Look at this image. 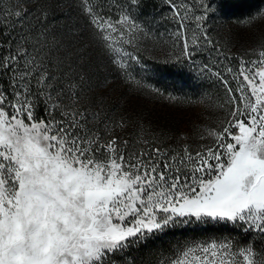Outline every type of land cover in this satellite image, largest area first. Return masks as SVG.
Here are the masks:
<instances>
[{"label":"snow or ice","instance_id":"obj_1","mask_svg":"<svg viewBox=\"0 0 264 264\" xmlns=\"http://www.w3.org/2000/svg\"><path fill=\"white\" fill-rule=\"evenodd\" d=\"M162 2L160 21L140 19L144 0L0 6V264H137L176 233L149 264H264V8L239 20L260 32L232 55V36L213 35L222 0ZM148 41L214 92L148 83ZM98 53L129 90L192 111L190 126L107 106Z\"/></svg>","mask_w":264,"mask_h":264},{"label":"trees","instance_id":"obj_2","mask_svg":"<svg viewBox=\"0 0 264 264\" xmlns=\"http://www.w3.org/2000/svg\"><path fill=\"white\" fill-rule=\"evenodd\" d=\"M162 0H144L142 5V14L140 19H152L155 17L157 21L161 20V17L166 14L170 15V13H165L168 9L162 4V7H158L156 2L161 3ZM163 3V2H162ZM10 4V0H0V6L8 7ZM264 8V0H222V8L220 10V14L218 16H214L211 20V23L215 29L213 35L226 36L231 35L232 40H237L236 44L231 42V52L232 55H238L244 52L245 46L244 44L249 41L250 38H256L259 36V26L256 29H253L254 35L250 36L241 26H239V20L244 19L251 14L257 12L259 9ZM115 18V17H114ZM154 29L157 31H163L166 27L171 28V22L164 20L158 24L154 23ZM244 33V34H241ZM254 39L253 41H255ZM147 61V67L150 69V79H148V83H152L157 87H160L162 90H166V92H172L178 96L189 95L193 98L197 97V94L202 91L214 92V89L208 88L207 83L201 84L200 81L195 80L192 75L189 73L187 66L181 68L179 65L168 64L164 65L159 62V60L163 59V55L161 50L158 47H154L151 41L146 42L145 50L141 53ZM202 62H204L202 60ZM106 61L103 59L102 54H97V64L99 71V79L102 81L104 76H107L108 82L110 78H118L119 81L121 79L115 73H112L109 68L106 67ZM233 63L234 67H238L239 64L237 60ZM97 69H94L96 71ZM144 75V73L142 74ZM148 77V76H147ZM96 81H93L95 85ZM122 87L114 92L113 90L106 89L105 101L107 106L117 105L118 110L127 111L129 113H141L144 118L147 120L148 117L153 115V110L155 111V107H149L148 104L142 102V99L145 97L140 96L128 89L127 85H125L122 81ZM148 102L157 103L162 108H165L164 111L171 110V104L160 100L153 99L151 97H146ZM179 108V107H178ZM185 110L184 108H179ZM177 109H174L176 111ZM178 111V110H177ZM174 112H167L166 116L173 114ZM190 113V112H189ZM222 115V113H221ZM194 116V115H192ZM151 121V119H148ZM152 122V121H151ZM163 128V127H161ZM193 146L195 147V142H193ZM178 233L175 235L169 234L162 240H157L155 243L150 245L151 251L149 248H143L140 251H133L132 255L136 258L137 264H149V261L153 259L152 253L155 252L161 245L167 246L169 241L174 240ZM117 264H123L122 261L117 260Z\"/></svg>","mask_w":264,"mask_h":264},{"label":"rangeland","instance_id":"obj_3","mask_svg":"<svg viewBox=\"0 0 264 264\" xmlns=\"http://www.w3.org/2000/svg\"><path fill=\"white\" fill-rule=\"evenodd\" d=\"M156 4L158 7H162L163 3L161 1V3L156 2ZM165 13H168V11H166ZM142 20H144V19H142ZM146 20H149V19H146ZM151 26L154 29V26H155L154 23ZM241 34H244V33H241ZM254 39H256V38H250L249 37V39H248L249 41H247V43L244 44V46H245L244 50L252 48L255 45L256 40L253 41ZM232 42L236 44L237 40H232ZM242 53H240V54H242ZM252 58H254V57H252ZM201 62H202V60H201ZM237 62H238V60H237ZM238 64H239V62H238ZM144 75L148 76L149 81H151V79L149 77L150 76L149 72L144 73ZM121 87H122V83H121V81L118 80V78H114V79L110 78L109 86L107 88H105L104 90L110 89V90H113L114 92H116ZM142 102L145 104H148L149 107H155L156 108L155 111L153 110V112H154L153 115L151 117H148V119H151L153 126L158 127V128L163 127V129H166L169 131V134L173 133L176 130L187 129L190 126L189 125L190 118L191 119L195 118L194 116H192L193 115L192 111L187 110V109L182 110V109H179L178 107L173 106V105L171 106V110H169V111L174 112V113L169 115V116H166V113L169 111H164L165 108H162L157 103L154 105V103L148 102L146 100V97L142 99ZM174 109H177L178 111L177 110L174 111ZM197 111H199V109H197ZM178 234L180 235V233H178ZM239 238L240 237L237 236V239H239Z\"/></svg>","mask_w":264,"mask_h":264}]
</instances>
